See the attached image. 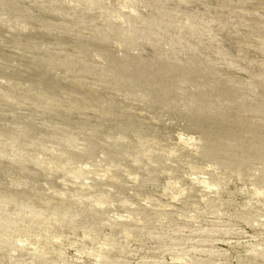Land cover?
I'll return each mask as SVG.
<instances>
[{
	"label": "rangeland",
	"instance_id": "1",
	"mask_svg": "<svg viewBox=\"0 0 264 264\" xmlns=\"http://www.w3.org/2000/svg\"><path fill=\"white\" fill-rule=\"evenodd\" d=\"M0 264H264V0H0Z\"/></svg>",
	"mask_w": 264,
	"mask_h": 264
}]
</instances>
